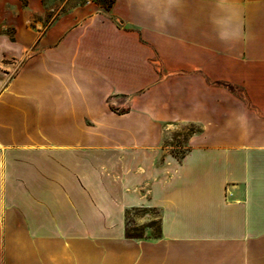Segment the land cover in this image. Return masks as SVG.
Wrapping results in <instances>:
<instances>
[{"label": "crops", "instance_id": "obj_1", "mask_svg": "<svg viewBox=\"0 0 264 264\" xmlns=\"http://www.w3.org/2000/svg\"><path fill=\"white\" fill-rule=\"evenodd\" d=\"M67 2L0 0V264H264V0Z\"/></svg>", "mask_w": 264, "mask_h": 264}, {"label": "rangeland", "instance_id": "obj_2", "mask_svg": "<svg viewBox=\"0 0 264 264\" xmlns=\"http://www.w3.org/2000/svg\"><path fill=\"white\" fill-rule=\"evenodd\" d=\"M87 0H68L66 5L62 8L63 11L72 7L73 5H80ZM113 0H104V8L108 9L110 2ZM243 97L242 93L240 94ZM256 118H263V116H253ZM199 129L195 126H182L176 133L170 134L166 137L165 143L172 144L177 147L175 153L180 157L184 152V144L188 135ZM157 212L148 209H133L128 211L127 228L133 235H143L144 237H153L157 230Z\"/></svg>", "mask_w": 264, "mask_h": 264}, {"label": "trees", "instance_id": "obj_3", "mask_svg": "<svg viewBox=\"0 0 264 264\" xmlns=\"http://www.w3.org/2000/svg\"><path fill=\"white\" fill-rule=\"evenodd\" d=\"M95 3L99 4L100 6L104 7V0H93ZM113 2V1H112ZM112 2H110L109 7L111 6ZM127 215L128 212H126V228H125V237L128 239H143L145 238L143 235H133L127 228ZM157 226H158V221H157ZM159 236V227H157L156 233L153 237H158ZM152 238V237H150Z\"/></svg>", "mask_w": 264, "mask_h": 264}]
</instances>
